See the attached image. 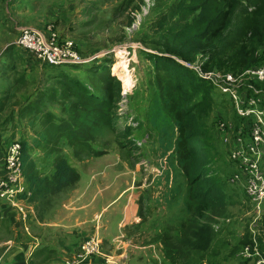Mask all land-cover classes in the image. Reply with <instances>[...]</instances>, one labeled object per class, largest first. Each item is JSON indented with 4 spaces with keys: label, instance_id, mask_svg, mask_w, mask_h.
<instances>
[{
    "label": "trees",
    "instance_id": "obj_1",
    "mask_svg": "<svg viewBox=\"0 0 264 264\" xmlns=\"http://www.w3.org/2000/svg\"><path fill=\"white\" fill-rule=\"evenodd\" d=\"M189 2L193 5H190L191 9L198 10L201 5H205L206 0ZM243 2L255 5L254 10L242 13L245 8ZM207 9L200 7L196 14V23L205 27L204 33L198 35L199 40H186V45L184 41L179 43V38L164 40V52L169 56L154 53L147 55L155 68L149 82L147 111L141 122L161 136H166L167 131L172 130L171 158L177 175L171 177L175 184L168 190L171 193L168 204L179 201L182 212V216H176L172 224L166 223L162 232L156 235L162 243L164 264H219L216 255L220 251L222 253L226 242L222 243L221 228L214 230L213 223L214 217L229 215L226 197L228 185H231L228 183V173L232 172L229 170L231 163L224 156L227 151L215 128V117L227 119L225 121H231L235 126L243 125L244 133H247L246 125L251 123L250 118L231 114L225 104L224 93L212 84L199 82L187 67L169 57L174 54L175 57L191 61L197 54L203 53L208 58L204 64L205 69H219L237 75L264 63V0H219L213 12ZM241 13V44L237 46L240 50L233 56H229L228 51L223 54L222 42L235 30L233 21L237 18L238 23ZM98 59L62 67L39 63L55 71L52 76L53 86L50 91L43 88L35 100L20 110L22 114L19 112V117L26 113L30 115L31 120L27 125L39 124V129L29 139L19 142L22 173L31 193L28 201L36 202L40 212L43 211L41 204L47 197L60 195L79 181L80 175L76 167L72 166L71 157L77 155L78 150L84 151L86 155L94 153L90 140L95 134L104 135L112 130L120 136V143L127 146L125 149L136 147L135 142L128 139L134 127L125 122L122 130L116 128L118 117L114 118L115 103L120 97L118 80L108 75L100 79L102 83L99 84L92 75L101 78ZM14 63L7 69L14 70ZM81 67L85 69V76L74 74L77 71L79 73ZM83 80H89L92 88ZM21 81L24 82L20 80L17 83ZM246 83L250 86L248 91L254 88L261 92V106L264 107V81L248 80ZM219 94H222V98ZM56 96V102L64 114L60 118L43 109L46 105L44 102L56 99ZM10 98L12 96L9 94L1 98L0 116L6 111L7 100ZM220 108L231 115L225 116L223 113L222 116L217 111L215 116V111ZM8 117L11 120L13 115ZM68 150H71V155L67 154ZM128 166L131 168L130 164ZM141 197L138 206L142 212ZM2 204L10 210L4 202ZM258 239L260 241L261 237ZM245 242L246 238L236 237L229 254L237 253ZM259 249L264 257V246H259ZM245 261L240 260L239 264Z\"/></svg>",
    "mask_w": 264,
    "mask_h": 264
},
{
    "label": "rangeland",
    "instance_id": "obj_2",
    "mask_svg": "<svg viewBox=\"0 0 264 264\" xmlns=\"http://www.w3.org/2000/svg\"><path fill=\"white\" fill-rule=\"evenodd\" d=\"M218 3L219 0H206L205 5L200 7L208 8L207 10L213 12ZM190 5L189 0H0V59L1 63H4H0V100L6 94L12 96L7 100L6 111H3L0 116V148L15 140H27L39 129L38 122L34 125H27V122L31 120L30 115H26L28 113L19 117V112L28 106L29 102L35 100L41 90L50 91L53 86L52 76L55 73V71L32 60L30 54L23 55L21 48L13 42L16 41L19 31L24 27L42 29L47 24H53L54 31L61 39L73 41L77 53L84 60L99 58L101 78L96 77V74H92L93 72L91 73L99 84L102 83L103 77L108 75L114 76L118 80L120 97L115 103L116 116L114 118L118 117L116 128L122 130L125 122L134 127L128 139L134 141L136 147L125 149L127 146L120 143V136L116 135L114 131L108 130L104 135L95 134L90 140L94 153L86 155L84 151L78 150L77 155L71 157L72 166L76 167L81 176L88 174L89 178L91 174L108 172L111 175L125 171L127 168L126 171L134 177L131 184L134 191L137 192L139 185L147 183L141 197L143 207H160L164 203L165 195L167 199L171 197L169 191L175 181L170 179L177 174L174 169V161L171 158L173 136H170L172 130L169 129L166 136H161L157 131L149 130L148 125H143L141 122L147 111L149 82L152 80L155 68L151 65L147 55L154 53L169 56L164 52L165 48L162 43L164 40L172 41L179 38V43L184 41V45L187 44L186 40L194 42L199 40L198 35L203 34L205 30V27L196 23V14L200 7L198 10L191 9ZM243 6L245 8L242 13L254 10L255 7L247 2H243ZM242 13L238 18V23H236L237 18L233 21L234 27L236 26L235 30L229 34L228 39L222 42L223 54L228 51V55L233 56L240 50L237 49V46L241 44L239 28ZM10 44L14 45L10 53H15L17 50L21 53L19 56L13 57L17 58L19 62L13 64L15 70L11 73L3 66L7 64V58H9V53L4 49ZM262 46L264 49V44ZM175 56L172 54L169 58L176 60L178 57ZM207 59L206 54L199 53L191 61L178 58V62L186 66L187 70L192 72L201 83L213 84L203 77L208 73H230L237 76L236 73L219 69H205L204 64ZM117 63L122 67L116 68ZM84 70L81 67L80 72L77 71L74 74L85 76ZM86 74L89 76L88 73ZM91 78L94 80L92 76ZM20 80L24 82L21 81L18 84L17 82ZM83 81L90 86L89 80ZM90 87L92 88V86ZM247 87H250L249 83H247ZM236 91L241 92L242 87L238 88L236 85ZM221 95L219 94V96ZM55 98L45 101L46 105L43 109L60 118L64 114L56 102L57 96ZM223 98L227 109L231 110V114H236L230 95L223 94ZM255 109L262 111V116H264V107L261 106V101L257 102ZM217 111L222 116L223 113L225 116L231 115L227 110L220 108L215 111V116ZM10 114L13 115L11 120L8 117ZM225 120L227 119L215 117L216 131L218 124ZM250 120L252 121L251 118ZM242 128L243 125L235 126V124L230 128H219L223 130V135L227 134V140L224 143L220 141L227 151L224 156H226L225 160L231 163L229 170L232 172L228 173V175L230 174L228 183L231 185H228L226 197L229 204L227 206L229 215L214 217L217 223L213 224L215 229L221 228V235L225 238L223 242H226L224 245L226 252L224 254L222 249L219 264H239L240 260H246L244 264H255L256 259H245L240 253L245 247L255 246L258 248L264 243V202L260 213L257 214L251 198L245 191L246 178L243 167L230 160V151L237 142L236 137L239 136L245 143L249 141L248 133H244ZM68 153L71 155V150H68ZM34 156L36 157L35 154ZM106 159L112 160L110 164H96V162H106ZM113 160L118 161L115 163ZM129 164L131 168L128 166ZM262 166L264 167V165ZM104 168L109 169L103 170ZM234 176L236 178L232 179ZM101 180L104 178L99 177L98 182ZM80 181L77 185L85 182ZM84 189L83 185L80 190ZM144 195L150 199L143 197ZM146 210L149 212L148 209ZM171 213V210L164 209L162 222H159L163 224ZM154 218L158 220V214ZM16 231L18 229L10 228L6 223H0V248L4 246L5 242L7 244V241L15 242L13 239H15ZM20 231H18L19 234ZM33 231H39L36 225H34ZM236 237L246 238V242L237 253L232 255L229 254V251ZM258 237H261L260 241ZM6 251L7 248L1 255ZM218 256L219 254L216 255V259ZM2 258V261L8 263L4 259H8V255ZM2 261L0 260V264H3ZM259 264L264 263L260 262Z\"/></svg>",
    "mask_w": 264,
    "mask_h": 264
},
{
    "label": "crops",
    "instance_id": "obj_3",
    "mask_svg": "<svg viewBox=\"0 0 264 264\" xmlns=\"http://www.w3.org/2000/svg\"><path fill=\"white\" fill-rule=\"evenodd\" d=\"M11 45L4 49L10 58L3 65L4 69L11 67V63H16L17 60L13 57L20 53L19 50L10 53L14 46ZM12 71L11 69L9 72ZM110 159L96 164L108 165L112 161ZM113 161L117 163L118 160ZM107 169L109 168L103 170ZM126 170L128 169L111 175L99 172L91 174L90 178L88 174L81 176L79 173L81 181L85 182L77 185L79 179L73 188L61 193L60 197H47L41 204L43 211H38L36 202L28 201L30 215L25 222L20 221L10 207V210L6 209L0 200V223L21 230L20 234L16 231L14 243L7 241L0 248L1 261L2 257L8 255V259H4L10 264H59L66 260H78V264H164L162 243L156 235L162 232L166 223L172 224L176 216H182L181 205L179 201L168 204L165 195L160 207H143L145 211L141 212L138 201L147 183L139 185L137 192L134 191L131 185L134 177ZM99 177L104 180L98 182ZM83 185L85 189L81 191ZM143 197L150 199L146 195ZM164 209L171 210L172 213L161 224L159 221ZM156 214L159 216L158 220L154 218ZM214 223H217L216 220ZM34 225L38 232L33 231ZM218 229L220 228H214ZM94 235L100 237V252L80 257L82 241ZM223 241L225 238L222 236ZM5 248L7 253L1 255ZM225 252L223 246V253ZM218 254L221 262V251Z\"/></svg>",
    "mask_w": 264,
    "mask_h": 264
},
{
    "label": "built area",
    "instance_id": "obj_4",
    "mask_svg": "<svg viewBox=\"0 0 264 264\" xmlns=\"http://www.w3.org/2000/svg\"><path fill=\"white\" fill-rule=\"evenodd\" d=\"M13 43L18 45L24 54L28 53L39 63L50 66H73L92 60V58L84 60L77 53L72 40L61 39L54 31L53 24H47L42 29L24 27L19 31L18 37ZM203 77L213 83L222 93L230 95L237 116L252 119L251 123L246 125L249 141L245 143L237 136V142L230 151V159L243 167L246 178L245 191L259 214L264 202V167L262 166L264 160V116H262V111L255 109V105L261 101V97L257 95V92H253L256 97L253 94H247V90L243 86L246 80L264 81V63L249 68L237 76L230 73H208ZM236 85L238 88L242 87L241 92L236 91ZM232 125L231 121L218 124L217 132L223 143L227 140V134L223 135V130L219 128H230ZM20 155L21 145L18 140L7 143L0 151V200L16 212L20 221L25 222L30 215L28 198L31 193L24 181ZM235 178L236 176L232 179ZM99 247V237L97 235L90 236L80 245L82 250L80 257L98 254ZM240 254L243 258L256 259L255 264L264 263L262 252L255 246L245 247ZM3 264L10 263L3 262ZM59 264H78V260H66Z\"/></svg>",
    "mask_w": 264,
    "mask_h": 264
},
{
    "label": "clouds",
    "instance_id": "obj_5",
    "mask_svg": "<svg viewBox=\"0 0 264 264\" xmlns=\"http://www.w3.org/2000/svg\"><path fill=\"white\" fill-rule=\"evenodd\" d=\"M178 59V58H177ZM186 67V66H185ZM249 69V68H248ZM247 70V69H246ZM246 81H248V80H246ZM249 81H252V80H249ZM209 82V81H208ZM257 82H262V81H257ZM213 85V84H212ZM214 86V85H213ZM217 88V87H216ZM243 88L244 89H248V87H247V83L245 82V85L243 86ZM218 89V88H217ZM253 92H257L258 94V96H260L261 97V92H259L258 90H255L254 88H253V90L252 91H248L247 90V94H253ZM225 94V93H224ZM264 164V163H263ZM263 246H264V244H263ZM259 248V247H258ZM245 259H247V258H245ZM255 263H256V261H255Z\"/></svg>",
    "mask_w": 264,
    "mask_h": 264
},
{
    "label": "bare ground",
    "instance_id": "obj_6",
    "mask_svg": "<svg viewBox=\"0 0 264 264\" xmlns=\"http://www.w3.org/2000/svg\"><path fill=\"white\" fill-rule=\"evenodd\" d=\"M119 54V53H118ZM122 54V53H121ZM125 55V54H124ZM120 56V55H119ZM124 62V61H123ZM116 68H119V67H122L120 64H116V66H115Z\"/></svg>",
    "mask_w": 264,
    "mask_h": 264
}]
</instances>
